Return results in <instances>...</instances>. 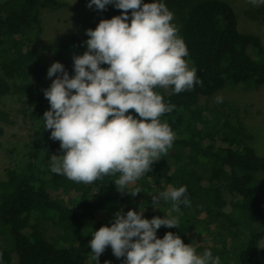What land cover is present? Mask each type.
<instances>
[{
	"label": "trees",
	"instance_id": "obj_1",
	"mask_svg": "<svg viewBox=\"0 0 264 264\" xmlns=\"http://www.w3.org/2000/svg\"><path fill=\"white\" fill-rule=\"evenodd\" d=\"M80 2L87 6L89 0ZM161 2L174 14L173 23L189 53L185 59L196 68L202 84L179 94L171 87L157 89L166 103L175 105L160 119L169 123L176 138L151 172L128 185L127 191L142 190L135 196L117 189L114 181L119 174L83 184L53 173L51 156L63 151L60 142L50 138L51 130L43 128V114L50 108L44 90L55 79L48 77L49 67L56 61L64 66L74 63L73 56L87 50L86 30L94 29L101 19L120 15L121 10L109 4L96 19L63 39L45 40L40 35L42 12L56 6V0L0 3V96L16 95L21 118L17 128V120L6 112H0V119L14 128L12 135L24 140L26 147L25 160L6 166L0 176V262L96 264L88 242L95 229L111 225L118 210L126 214L130 209H145L144 217L151 219L163 217L169 209L172 214L165 217H177L179 228L161 226L159 238L171 231L193 244L204 234L210 243L205 248L194 246L200 254L210 250L220 264H264V227L258 221L264 210V185L258 179L264 155L246 141L234 108L226 113L207 106L209 97L228 83L264 84L261 35L238 25L239 12L229 0ZM247 2L245 17L264 25V5ZM30 122L37 129L36 137ZM165 159L173 164L161 167ZM153 183L167 190L186 186L190 204H180V212H175L171 200H162L154 208L149 196ZM3 231L9 247L2 243ZM124 259L115 257L109 246L99 264H123Z\"/></svg>",
	"mask_w": 264,
	"mask_h": 264
},
{
	"label": "clouds",
	"instance_id": "obj_2",
	"mask_svg": "<svg viewBox=\"0 0 264 264\" xmlns=\"http://www.w3.org/2000/svg\"><path fill=\"white\" fill-rule=\"evenodd\" d=\"M249 2L264 5V0ZM109 4L121 14L86 30L87 50L73 56L74 74L59 61L49 67L47 75L55 79L44 90L50 108L43 114V128L51 130L50 138L63 151L51 156L53 173L83 184L119 174L117 189L135 196L142 190L127 191L128 185L151 172L176 138L169 123L160 119L175 105L166 103L157 89L171 87L179 94L202 81L185 59L188 49L165 3L89 0L87 6L102 11ZM186 191V186L169 188L152 196V205L171 200L173 211L180 212V204H190ZM144 210H118L110 226L95 229L88 243L96 264L109 246L115 257L125 258L123 264H220L210 250L197 254L171 231L159 238L161 226L179 228L178 218L148 219Z\"/></svg>",
	"mask_w": 264,
	"mask_h": 264
},
{
	"label": "rangeland",
	"instance_id": "obj_3",
	"mask_svg": "<svg viewBox=\"0 0 264 264\" xmlns=\"http://www.w3.org/2000/svg\"><path fill=\"white\" fill-rule=\"evenodd\" d=\"M4 0H0V3ZM58 4L52 8H44L41 16L42 31L41 36L45 40H53L55 38L63 39L67 34L77 27L82 26L88 21L96 19L99 15V10L89 8L83 5L80 0H56ZM231 4L238 10V25L248 30L256 29L264 44V25L256 24L251 21L246 14L248 9L247 0H229ZM246 16V17H245ZM73 64L64 66L70 75L74 74ZM222 97L223 102L217 103L216 98ZM20 102L16 95L6 94L0 96V112H6L8 117H13L17 122L14 125L16 128L20 123V117L17 114ZM207 106L217 107L226 113H230L234 108L242 119L244 134L247 136L246 141L255 149L258 154L264 155V84L256 85L250 82L226 84L221 90L215 92L207 100ZM33 126V127H32ZM31 131L34 137L37 136L36 127L30 122ZM15 132L14 128L9 129L8 126L0 119V176L4 172V168L8 165L18 166L25 160V141L18 135H12ZM173 164L171 159L160 161L161 167H170ZM258 179L264 185V170L258 172ZM154 190L149 195L158 196L162 191L167 189L162 184L159 186L152 184ZM152 198V197H151ZM163 199H160L162 201ZM169 209H165L164 215H171ZM260 226L264 227V210L259 218ZM204 234L196 237L193 240V246H205L210 243L203 239ZM209 238V237H208ZM210 239V238H209ZM212 241V240H211ZM9 238L3 231L2 243L9 247ZM213 243V242H212ZM216 243V242H214ZM200 254V252H197ZM0 264H4L0 262Z\"/></svg>",
	"mask_w": 264,
	"mask_h": 264
}]
</instances>
